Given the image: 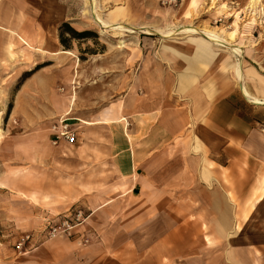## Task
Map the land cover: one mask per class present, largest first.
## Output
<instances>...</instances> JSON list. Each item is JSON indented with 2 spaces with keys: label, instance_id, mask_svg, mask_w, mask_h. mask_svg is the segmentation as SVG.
<instances>
[{
  "label": "rangeland",
  "instance_id": "obj_1",
  "mask_svg": "<svg viewBox=\"0 0 264 264\" xmlns=\"http://www.w3.org/2000/svg\"><path fill=\"white\" fill-rule=\"evenodd\" d=\"M190 1L10 0L0 7L1 27L28 33L45 50L0 29V264H172L204 255L205 209L191 210L187 189L147 186L142 198L126 196L127 179L112 162L116 130L70 120L78 136L67 144L53 133L66 115L49 105L75 93L70 116L103 120L142 73L163 66L166 106H181L187 97L179 77L190 61L206 64L195 83L215 96H243L240 82L257 93L255 83L264 82V0L254 15L251 0H196L193 7ZM212 31L216 39L207 37ZM55 48L69 53L52 54ZM111 116L121 113L115 108ZM191 135L187 129L166 146L167 160L187 162L175 166L182 184L204 180L208 167L199 164L207 154L190 147ZM195 193L205 204L204 187Z\"/></svg>",
  "mask_w": 264,
  "mask_h": 264
},
{
  "label": "crops",
  "instance_id": "obj_2",
  "mask_svg": "<svg viewBox=\"0 0 264 264\" xmlns=\"http://www.w3.org/2000/svg\"><path fill=\"white\" fill-rule=\"evenodd\" d=\"M9 3L10 0H0V7ZM206 56L207 61L212 58L210 54ZM199 65L206 64H193L190 61L187 72L179 77V90L187 97L181 106H166L164 77L162 79L160 71L163 66H158L157 71L152 68L142 73L137 78L134 90L126 94L123 101L125 107L120 112L121 116L125 114V122L110 121L98 125L110 127L112 132L116 130L111 140L112 162L118 174L127 179L126 196L135 197L140 193L138 197L142 198L147 186L153 191L161 188L163 193L168 190L167 187H183L189 191L194 203L190 205L191 210L194 206L205 209L202 221L205 231L199 236L200 242L205 245L204 255L179 257L172 264H262L264 93H259L256 87L257 93L247 88L261 102L237 93L215 96L209 87L200 88L195 83L196 75L202 70ZM138 86L141 87V94L136 92ZM72 117L75 116L66 115L64 118L70 121L74 120ZM110 118L115 120L113 116ZM125 123L127 137L124 134ZM184 129L192 134L190 147L205 150L207 156L203 162L199 159V164L208 167L204 180L189 179L182 184L178 181L181 172L175 166L187 162L180 164L169 158L167 160L166 146L183 134ZM181 176L184 174L181 173ZM199 187L205 189V204L201 205L195 199V191ZM156 199L152 202L146 199L147 205L152 206ZM181 226V223L175 224L174 233L181 230ZM165 238L161 240L163 244L166 243ZM163 257L154 261L161 262Z\"/></svg>",
  "mask_w": 264,
  "mask_h": 264
},
{
  "label": "bare ground",
  "instance_id": "obj_3",
  "mask_svg": "<svg viewBox=\"0 0 264 264\" xmlns=\"http://www.w3.org/2000/svg\"><path fill=\"white\" fill-rule=\"evenodd\" d=\"M256 3H257V0H251L250 1L249 7H250V12L252 13V15H254V13L256 11V8H255L256 7ZM195 4H196V0H191L190 1V6L193 7V6H195ZM1 11H4V10H1ZM0 29L1 30H4V31L6 30V31L10 32L11 35H13L14 37H17L18 40H19V42L22 45L26 46L27 48H29V49H35L38 52H44L45 53V50L44 49L38 48V47L37 48L34 47V45H33L34 40H33V38H31V36L28 35V33H26V32H15V31L9 30L7 28H3L1 26H0ZM188 30L195 31V28H190ZM206 35L210 39L211 38H213V39H216L217 38V34L214 33L213 31L211 33L210 32L207 33ZM53 37L55 38L54 35H53ZM218 41L223 42L222 40H218ZM202 43L203 42L198 41V44H196V45L197 46H200L204 50H206L204 48V46H206V45L205 44H202ZM12 49H13V44L12 43H9L7 45V52H8V54L10 56H12L13 53H14ZM60 52H67V53H69L68 51H60V50L58 51V49L55 48L54 49V52H52V54H56V53H60ZM205 55H209V52L207 51ZM207 58H208V56H206L205 59H207ZM230 67H232V66L230 65ZM190 68H193V67H190ZM233 69H234V72L236 74L235 76L238 77L239 79H241L240 73L237 71L238 69H236V68H233ZM262 69H264V67H262ZM41 86H42V84H41ZM255 87H256V89H257V91L259 93H264V82H262V83H255ZM239 88H240L241 93L244 96H249V97L253 98V101H255V102H261L260 101L261 100L260 98L255 97V96H252V94L248 91L247 86H246L245 83H241L240 82ZM34 91H35V89H34ZM75 102H76V96H75V93H74V94H72V95L69 96L68 100L67 99L66 100H52V101L49 102L50 103L49 105L51 107H53L56 112L62 111L63 115L69 116L72 113L73 106H74ZM124 107L125 106L123 104H120V105H118V107L106 109L104 111V113H105L106 116L104 117L103 120L90 121V120H87L85 118L77 117V116L72 117V119L79 121L85 127H91V126L98 125V124H106V123H109L110 121L112 123H118V122H121V121H124L125 122L126 121V118L124 116H119V117L115 118V120H113L112 118L109 117V114L112 112V110H114L116 108V111L122 112L123 109H124ZM126 125L127 124L125 123L124 134L127 137L128 136V133H127L128 131H127V126Z\"/></svg>",
  "mask_w": 264,
  "mask_h": 264
},
{
  "label": "built area",
  "instance_id": "obj_4",
  "mask_svg": "<svg viewBox=\"0 0 264 264\" xmlns=\"http://www.w3.org/2000/svg\"><path fill=\"white\" fill-rule=\"evenodd\" d=\"M67 121L68 120L66 118H62L53 126L54 137L56 139L64 140L67 144H73L76 142V131L70 128ZM29 239V235L24 236V238L17 243L16 249H20L24 242Z\"/></svg>",
  "mask_w": 264,
  "mask_h": 264
}]
</instances>
